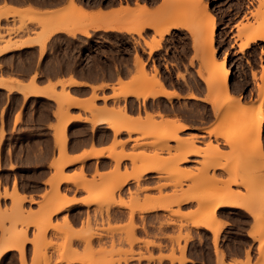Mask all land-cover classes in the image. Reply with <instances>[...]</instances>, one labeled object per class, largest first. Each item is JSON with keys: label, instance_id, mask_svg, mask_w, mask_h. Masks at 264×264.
<instances>
[{"label": "crops", "instance_id": "crops-1", "mask_svg": "<svg viewBox=\"0 0 264 264\" xmlns=\"http://www.w3.org/2000/svg\"><path fill=\"white\" fill-rule=\"evenodd\" d=\"M31 1L0 0V10L2 11L5 5V8L11 6L18 10L32 7L40 12L61 10L67 6V0ZM204 1L208 2L207 9L214 15V48L217 51L218 59H222L225 53L227 54L226 65H229L231 69L229 90L237 98L241 95L242 90L237 86L234 75L235 68L239 64L246 67L248 81L250 85H254L255 81L251 71L257 70L258 72L260 65L263 64L260 50H257L255 55L254 49L262 39H257L240 50L239 39L236 38V25L243 19L245 13L248 14L249 10L244 9L240 12L238 8H234L233 0ZM77 2V5L93 14L92 18L95 23H93V28L86 22L82 23L83 26L85 23L87 24L85 26L90 29V31L87 29L88 33L81 30L72 34L66 30H59L53 32L45 40L43 48L35 41L36 43L30 42L28 45L25 44L0 53V76L9 77L8 81L3 82L5 85L3 83L0 85V92L3 94V101L0 104V129L2 127L4 131L0 142L1 209L10 206L11 198L6 194L12 193L14 187L18 194L20 193L19 195H24L25 209L30 208L32 211H36L39 208V202L42 201L43 195L50 190L49 181L57 172L52 166L57 162L59 155L53 134L54 127L60 121L67 120L64 146L66 152L64 154L66 159L71 160L70 162L67 160L62 171L69 175L83 167L84 171L86 170L90 175L95 166L100 171H107L112 165L111 157L107 155V152L112 148L116 130L113 129L115 130L113 131L108 124L95 121L103 117V119L109 118L112 109L123 107L121 109L123 111L125 109L124 112L127 116L130 115L132 118L137 117L138 114L144 117L146 112L152 114L157 120L164 117L175 118L187 126L179 131L184 136L197 134L208 138V129L210 130L217 119V114L213 112V103L208 101L211 96L207 86L197 75L201 61L200 51L195 46L196 44L194 45L196 38L191 27L189 25H174L162 36H159L155 34L153 25L150 26L148 22L150 15L158 12L165 5L164 0H110L104 4L97 0H77ZM136 2L147 8L142 20L144 22V19L147 18L148 25L147 22H144L146 25L142 26L140 35L128 30L129 28L125 24H130V21L123 16L118 18L120 21L115 22L116 19H112L114 23H112L113 21L107 22L106 19L111 16L120 15L117 13L121 5L133 8L136 7ZM98 9L104 12L103 16L106 14V17L102 18L106 22H100L99 18L95 20ZM249 9H251L250 6ZM108 13L110 14L108 15ZM18 25L19 20H14L11 16L0 17V33L4 34L5 38L12 35V40H22L28 36L34 38L41 32L38 25L29 22L24 30L11 32L8 36L7 29ZM154 39H160V45L150 51L146 41L155 43ZM2 44L4 43L1 42L0 45L2 46ZM136 54L142 57L148 74L153 73L154 63L158 68V82L162 84V88L158 89V93H153L154 96L147 91L144 93L145 90H142V93L146 94V98H144L142 95L136 96L132 93L133 90H130L133 89V85L129 81L136 70L134 64ZM250 85L245 90L247 95L252 94ZM9 87L11 88L9 89ZM122 88L129 90L126 91V94L118 95ZM156 90L154 92H157ZM190 93H193L195 97H191ZM245 93L243 92L241 102L248 101L244 98ZM154 101H162L165 107H154ZM187 101L208 105L209 113L204 120H198L190 114L181 112L182 104ZM89 107L93 109L90 110ZM93 116H96L95 119ZM130 116L127 118L130 119ZM114 118L112 120L117 122L115 120L117 117ZM40 119L43 121L42 124L38 123ZM46 134L49 139L45 137ZM124 134L126 138L127 132ZM171 144L173 145L174 142ZM130 145H127V150L130 149ZM198 145L203 146L202 143ZM220 149L228 151V146L221 144ZM100 150L104 152V155H90ZM86 154L87 156L81 161V158ZM189 159L186 167H193L195 161L200 160V156L192 155ZM26 169L30 170V173L23 172ZM4 171L9 172V177L4 175ZM63 172L62 174H64ZM216 173L222 178L225 177L219 170ZM141 177L139 183L146 186V192L151 195L158 193L154 189L155 185L166 183L165 179L159 178L154 172H146ZM179 183H183V187L186 188L189 181L182 180ZM128 185L135 187L136 181L131 180L126 187ZM59 189L61 193H65L69 198L73 196L76 200H80L85 195L84 191L77 189L74 182L61 181ZM177 190L176 185L162 187L163 193H177ZM192 205L190 208L194 207V203ZM188 206L191 204H187ZM81 207V203H75L69 208V216L76 214V211ZM223 209L225 207L219 208L220 211ZM236 210L247 216V222L240 224L235 223L233 219L221 218L227 222L220 231L218 242V249L222 251L223 257L221 258L219 253L215 252L212 233L209 232V248L205 246L203 249H196L191 239L185 250L183 264H220V258L221 261L224 260L225 264H246L248 262L247 255L250 257L249 264L259 262V242L253 240L249 234L253 226V218L242 207H237ZM63 214L64 212H60L57 215L62 217ZM4 224L7 225L8 222ZM28 231L31 237L33 228L29 227ZM233 232L239 233L243 240H233L231 238ZM140 237L148 238L142 231ZM4 243H7L6 235L0 227V247ZM29 247L31 246L29 245ZM142 250L146 253L144 248ZM157 253L158 250L155 254ZM176 255H179L178 251H176ZM130 264H138V262ZM143 264L147 263L143 262ZM174 264H179V262L175 261Z\"/></svg>", "mask_w": 264, "mask_h": 264}, {"label": "rangeland", "instance_id": "rangeland-1", "mask_svg": "<svg viewBox=\"0 0 264 264\" xmlns=\"http://www.w3.org/2000/svg\"><path fill=\"white\" fill-rule=\"evenodd\" d=\"M174 1L171 0V3L166 1L165 5L168 3V6H163L164 8L162 7L158 12L150 15V18H153L151 20H156L157 26H159L160 23H162L161 25H164V22L167 25V22L173 23L177 20L181 22L184 21L183 24H186L187 22V25L191 27L193 34L197 31H195V29H198L197 27L199 25H203L204 28L202 32H204V34L205 32L207 33L202 15L205 11H208V5L206 6L207 10L202 7L203 0ZM260 1L233 0L234 8H238L240 12L244 9L249 10L248 14L245 13L243 19L236 25V38L239 39V43L252 33L264 34V0ZM169 6L171 7L167 9ZM249 6L251 9H249ZM194 9H196V11ZM63 10L69 12L71 11V8L65 6L63 7ZM172 13L175 15H172ZM198 13H202L199 18ZM34 15L35 14L33 13H26L23 17L24 19H20L16 13L12 14L10 11L2 13V15L0 13V17L8 18L11 16L14 20H19L18 26L9 28L7 31L15 32L24 30L27 23L33 22L41 28V32L38 33L39 37H44L47 26L44 28V23L42 24V22L40 23V21L38 22V20H35L34 18L32 19L31 17ZM143 16L144 15L142 14L141 17ZM170 16L171 18L173 16V20ZM115 17L119 18L120 15L112 16V18ZM124 17L129 21L128 14ZM87 21H90V19ZM178 21L175 23L179 24ZM158 22L160 23L158 24ZM154 26L156 27V25ZM156 29L154 30L155 34L159 31H156ZM4 41L5 35L0 33V43H4ZM135 42L139 43L138 41ZM213 43L214 39L212 42V45L214 46ZM41 47L43 48L44 44L41 45ZM257 50H260V54L263 56V64L260 65V70L258 72L257 70L251 71L252 78L255 81L254 85H250L248 81L247 68L240 64L236 66L234 75L236 77L238 88L242 90L241 95L237 98L232 95V98L227 100L226 104H222L224 109L220 114H217V119L210 128H213V131L211 134L208 132V138L196 136L197 134L185 135L186 137L195 135L198 139L196 144H203L201 148H203L204 152L202 151L198 154L200 160L195 161L193 167H186L189 160L186 162H179L178 158L180 154L177 153V155H173V152L176 153L173 147L170 149L165 148L166 145H170L172 142L175 144V141H172L171 139H163L162 141L160 140L159 143L157 142L152 145L146 143V141L154 140L160 135L158 132H154L157 134L155 135L152 133V135L151 133L149 134L148 131H152V128L154 127V131H157L156 127H158V129L161 128L160 121L155 119L152 114L146 112L144 117L138 114L136 118H130L133 120L139 119L137 121L134 120V128L129 131L125 129V131H123V129H120L118 130L119 132H116L117 135H114L113 146L111 148V150L114 151L113 157L111 156L112 165L107 171H100L99 168L95 166L94 171L89 175L86 170V173H83V168H80L87 178L85 177L86 181L84 182V180L82 181L81 179V175L77 174L79 176V181L76 180L77 184L74 182L75 185H77V189L84 191L85 194L87 192H96L97 195H100V198L97 201L84 205L82 204V207L76 211V214L71 216L72 218L69 217V207L66 208L67 204L62 206L60 210L61 212H64L62 217L57 215L60 213L59 211L55 212L56 214L52 213L54 211L53 209H55L54 207L58 205L55 206L57 199H61V197L63 198L64 194L60 192V189L56 190L54 184L49 183L50 190L43 195L42 201L39 202V208L36 212L32 211L30 208L25 209L23 205L24 199H22L21 203L20 201L18 202V199H15L16 196L13 192L14 190L17 191V189L14 187L12 193L6 194L11 198L10 206H5L6 208L4 207L3 209L0 208V227L6 235L7 243H23V249L22 251L17 249L16 251L15 248L6 250L0 255V264H130L134 262H138V264H143V262H146L147 264H174L175 261H178L180 264V260L183 261V259H185V250L191 239L193 246L196 249H203L205 246H208L209 248V232L211 231L203 226H193L190 223L191 217L201 216L208 211L210 209L207 202L209 199L229 192H232L235 197H238L241 202L250 207L253 213L250 214L251 216L253 215V226L249 231V234L253 240H257L259 243L262 241L264 243V119L261 123L260 130L257 131L255 122L257 121L259 114L254 113L256 108L252 109V113L246 112L245 110L243 111L242 109L239 110L238 108V101H240V104L244 103L243 105L252 107L261 105L264 114V95L261 93V90L263 89L260 88V84L263 85L262 88H264V39L260 41L259 44H256L254 49L255 55ZM215 55L216 58H218L217 51ZM224 56H226V64L227 54L225 53ZM142 63L143 67H141ZM134 64L136 70L129 81L133 85V90L139 89L137 90L139 93L142 92L140 90L150 91V88L152 90L153 87L158 84V68L156 67V64L154 63L153 73L151 74H148L145 70V63L143 62L142 57L138 54H136ZM206 73V67H204L202 60L197 69V75L209 88L208 82L206 83L205 79H202ZM140 76L141 78L144 77L142 83L139 81L141 79ZM181 76H183V74H181ZM223 79V77H218V83L214 89L215 93L218 94L215 95L220 97L218 98L220 102L224 99V96L222 95L224 87L221 85ZM249 85L252 88L251 95L245 93V90ZM208 91L213 95V92L210 91V89ZM243 92L245 93L244 98L248 99V101L241 103ZM133 93L136 96L138 94L137 92ZM120 94L121 93L118 92V95ZM141 95L142 94H139L138 96ZM2 101L3 94L0 92V104ZM219 101H217V103ZM183 104L181 106V112L190 114V116H193L198 120H204L209 113V107L206 103L187 101ZM214 104L213 107L217 106ZM153 106L163 108L165 107V104L162 101H154ZM91 108L92 107H89L88 109ZM118 109L119 108H117V110ZM120 112L123 113L121 109ZM112 113L113 111L111 112V115ZM115 113L118 114L117 112ZM149 114L150 116H148ZM120 115L122 114L120 113ZM123 117L119 116V118L117 117V122H113L122 123L125 118ZM148 119L150 120L149 122ZM141 120L142 122L145 120L148 123H137ZM42 122L41 119L38 121L39 124H42ZM126 122L131 123L132 120ZM150 122L152 124L155 123V126H149ZM62 123L63 121H60L56 127H60ZM135 127L141 129L136 130ZM54 129H56L53 134L55 139L63 136H61L62 130L60 132V128L54 127ZM143 131L145 134H143ZM124 132H127L128 134L126 138ZM160 132L161 134L165 133L163 130H160ZM179 134L180 133L178 132V135ZM3 135L4 131L1 127L0 142ZM180 136L183 137L184 135L180 134ZM45 137L49 139L47 134ZM199 139H202V141H199ZM59 140L60 139L56 140V147L59 152L57 161L65 155V152L58 148ZM60 141L63 142V146H65L66 138L64 141ZM259 141L261 145L259 144ZM214 143L217 144V146H215ZM47 144L49 145V143ZM129 144H131L130 149L127 150V145ZM221 144L228 146V151L221 150ZM261 152L263 154H261ZM125 153L127 154L126 158L123 157V154L125 155ZM117 156H122L123 158L119 159L118 157L117 159ZM202 162L205 164H201ZM149 164H154L158 167V170L152 172H154L159 178L166 180V183L154 186V189L158 191L155 195L148 194L146 192L147 187L141 185L139 181L137 183V181L132 178L133 175L140 172L143 167ZM54 165H52L53 168ZM80 169L78 172H80ZM56 170L58 171V175H64L62 174L63 168L60 171L58 169ZM217 170L223 173L225 177L222 178L221 176H218L216 173ZM23 172L27 174L30 173V170L26 169L23 170ZM3 173L6 177H9L10 175L8 171H4ZM126 175H129L127 181L117 188L116 185L119 184ZM55 180L56 179L51 182H54ZM131 180L136 181V186L132 187L131 185H128V187H126L127 183ZM182 180L189 181L186 188L183 187V183H179V181ZM85 185L88 186V190L83 188ZM168 185H176L178 188L177 193H163L162 187ZM1 195L2 194H0V196ZM60 195L62 196L59 197ZM187 196L193 199L182 203L179 201L180 198ZM118 198L121 200L123 199V201L128 204H125L126 206H124L114 203ZM196 198H198V201ZM159 203L162 205L155 209H143L149 205ZM192 203H194V207L190 208L193 206ZM187 204H191V206L187 207ZM236 208L237 207H225L222 211H217V216L220 220H222L221 218H229L233 219L235 223H246L247 216L242 212H238ZM130 209L132 211L134 210L132 213V222L130 220L131 218L129 219L131 213ZM108 213L109 216L106 215ZM113 214L114 217H112ZM115 215L118 218H116ZM110 217H112V219ZM43 218L44 220L42 221ZM68 218H71L70 223H68ZM38 221H41V223ZM5 222H8V224L5 225ZM29 227L33 228L31 237L29 236ZM193 229H196V231H193ZM141 231L144 235H147L148 238L140 237ZM220 231L215 241L212 236V243L215 252L223 257L222 251L218 249ZM231 235L233 240H243V237L239 233L233 232ZM12 237H14V240ZM181 242L183 243L181 244ZM29 245L31 247H29ZM260 245L261 243L258 247L259 262L257 264H264V255L261 254L259 250ZM142 248L145 249L146 253ZM157 250L158 253L155 254ZM176 251L179 252V255H176ZM249 260L250 257L247 255V264H249Z\"/></svg>", "mask_w": 264, "mask_h": 264}, {"label": "bare ground", "instance_id": "bare-ground-1", "mask_svg": "<svg viewBox=\"0 0 264 264\" xmlns=\"http://www.w3.org/2000/svg\"><path fill=\"white\" fill-rule=\"evenodd\" d=\"M12 1V0H11ZM14 1V0H13ZM38 1V0H37ZM45 1V0H44ZM47 1H49V0H47ZM57 1V0H56ZM82 1V0H81ZM165 1V0H164ZM167 2H170L171 0H166ZM165 1V2H166ZM174 1V0H173ZM253 1V0H252ZM260 0H258V2H259ZM262 1V0H261ZM260 1V2H261ZM18 2V1H17ZM22 2V1H21ZM31 2H33V0L31 1ZM51 2V1H50ZM49 2V3H50ZM54 2V1H53ZM126 2V1H125ZM175 2V1H174ZM203 2V6L202 7H204L205 9H206V6L208 5V2H206V1H202ZM254 2H255V0H254ZM257 2V1H256ZM4 3H6V2H4ZM77 0H67V6H68V8H71V11H69V12H67V11H64L63 10V8H62V10H49V11H43V12H40V11H38V10H36V9H34V8H32V7H27V8H25V9H20V10H18V9H15L14 7H11V6H7L8 8H5V6H4V8L6 9H2L3 10V12L1 11L0 13H1V15H2V13H7V12H12V14L14 13H16V15H18L19 16V18L20 19H22L24 16H25V14L26 13H33V14H35L34 16H32L31 18L33 19H35V20H38V22L40 21V23L42 22V24L44 25V28L47 26V28H46V34H45V36L44 37H39V34L38 35H35L34 36V38H33V36L32 37H26V39L24 38V39H20V40H12L11 39V36H10V34H11V32L12 31H7V33L9 34V36L10 37H8V38H5V41H4V44H2V46L0 47V53H2V52H4L5 53V51H8V50H10V49H13V48H17V47H20V46H24L25 44H27L28 45V43L30 44V42H38L40 45H43L44 44V41H45V39H47L53 32H56V31H59V30H66V31H69V32H72V34L75 32V31H81L82 30V32L83 31H85V32H87L88 33V30L87 29H89L87 26H85V25H89V26H91V28H93L94 27V25L92 24L94 21V19L92 18L93 16V14L92 13H90L88 10H85V8H81L79 5H77ZM171 3V2H170ZM176 3V2H175ZM252 3V2H251ZM42 4V3H41ZM45 4H46V2H45ZM48 4V3H47ZM136 7H130V6H128V5H125V6H123V5H121L120 6V8L118 9V13L117 14H120V16H126V14H128V17H129V23L130 24H125V26L127 27V28H129L128 30H131L132 32H136L138 35H140L141 34V29H142V26L144 27V25H148V22H149V24H150V26H152L153 25V28L155 27L154 25H156V27H155V29H156V31L157 30H159V31H157L156 33L157 34H159L160 36H162L165 32H167L168 30H169V28L171 27V26H174V25H179V24H182V25H187V22H186V20H185V22H186V24H183V22L184 21H178L179 22V24L178 23H175V22H177V21H175V22H173V21H170V22H173V23H168L167 22V25L165 24V22H164V25H161L162 23H160V22H158V24L160 23V25L159 26H157V21L155 20H150V19H153V18H150V19H148V22H147V18H145L144 19V22L146 23H144L143 22V17H141L142 16V14H145L146 13V10H147V8H146V6L145 5H139V3L138 2H136ZM168 3H166V5H164V6H168L167 5ZM161 7V6H160ZM171 6H169V7H167V9L168 8H170ZM164 8V7H163ZM166 8V7H165ZM1 9V8H0ZM160 9H162V7L160 8ZM172 9V8H171ZM195 11H196V9H194ZM207 10V9H206ZM205 11V10H204ZM211 12V11H210ZM209 12V10L208 11H205L204 13H203V19H204V24L206 25V31H207V33L205 32V34H204V32H202L203 31V25H199L197 28L198 29H195V31L196 32H194V36H195V41L196 42H194V45L195 46H197V48L199 49V51H200V59H201V62H202V60H203V64H204V67H206V71H207V73L205 74V76H203L202 77V79L204 78L205 79V82L207 83L208 82V86H209V88H208V90L210 89V91H212L213 92V95H211L210 94V96H211V99H209L208 101H212V103L214 104V105H217V106H214V110H213V112H214V114H220L222 111H223V109H224V104L223 103H225L226 104V102H227V100H229V99H231L232 98V94H231V92H230V90H229V79H230V74H231V69H230V67H229V65H226L225 64V57L226 56H224L222 59H218V58H216V49L214 48V46L212 45V42H213V35H214V29H215V23H214V15L212 14V13H210ZM114 13V12H113ZM151 13V12H150ZM110 13H108V15H109ZM202 14V13H201ZM201 14H199L198 13V18L199 17H201ZM4 15H6V14H4ZM98 15H100L99 17H98ZM98 15L96 16V19L95 20H97V18H99V19H101L100 20V22H106V20H107V22H111V21H113V20H115V22L116 21H120V20H118V18H108V19H103L102 20V18H105L106 17V14H105V16H103L104 15V12L101 10V9H98ZM112 15V14H111ZM172 15H175V14H173L172 13ZM196 15V14H195ZM200 15V16H199ZM89 18H88V17ZM102 16V17H101ZM197 17V16H196ZM120 18H122V17H120ZM170 18H171V16H170ZM172 18H173V16H172ZM171 18V19H172ZM24 19V18H23ZM88 20V19H90V21H86V20ZM98 19V20H99ZM113 19V20H112ZM83 20H85V21H83ZM122 20V19H121ZM126 20V19H125ZM124 20V21H125ZM146 20V21H145ZM173 20V19H172ZM127 21V20H126ZM125 21V22H126ZM151 21V22H150ZM83 22H86L85 23V27L82 25V23ZM92 22V23H91ZM97 22V21H96ZM99 22V23H100ZM181 22V23H180ZM46 23V24H45ZM48 23V24H47ZM98 23V22H97ZM112 23H114V21L112 22ZM127 23V22H126ZM41 24V25H42ZM95 24V23H94ZM152 24V25H151ZM170 24V25H169ZM42 25V26H43ZM97 25V24H96ZM129 25V26H128ZM81 26V27H80ZM84 28H83V27ZM111 26H113V25H111ZM124 26V25H123ZM124 26V27H125ZM163 26V27H162ZM166 26V27H165ZM159 27V28H158ZM163 28V29H161V28ZM96 28V27H95ZM94 28V29H95ZM104 28V27H103ZM112 28V27H111ZM123 28V27H122ZM127 28H126V31H127ZM154 29V30H155ZM89 31H90V29H89ZM130 31V32H131ZM205 31V30H204ZM76 33V32H75ZM86 33V34H87ZM203 34V35H202ZM257 39H264V34H256V33H252V34H250V35H248L247 37H246V39H244L243 41H241V43H239L240 44V50L241 49H243V48H245V47H247L250 43H252V42H254L255 40H257ZM3 40V39H2ZM154 41H156L155 39H154ZM160 39H158V41H156L155 43H149V42H147L146 41V45L150 48V51L151 50H153V49H155V48H157L160 44ZM35 42V43H36ZM138 45V44H137ZM42 48V47H41ZM141 63V62H140ZM141 67H143V63L141 64ZM200 72H201V70H200ZM136 75V74H135ZM143 75V74H142ZM146 75H147V73H146ZM144 76V75H143ZM223 77L224 79H223V81L221 82V85L224 87V89H223V91H222V95L224 96V99H223V101H219V99L218 98H220L219 96L217 97L216 95H218V94H216L215 93V91H214V89L216 88V85H217V83H218V77ZM146 77V76H145ZM140 78H141V76H140ZM139 78V79H140ZM144 78V77H143ZM143 78H141L140 80L139 79H137V80H139V81H141V83L143 82ZM8 79H9V77L8 78H3V77H1L0 76V85H3L4 83L3 82H5V81H8ZM12 79V78H11ZM10 79V80H11ZM220 79V78H219ZM132 80H133V78H132ZM145 80V79H144ZM13 81V80H12ZM135 81V80H134ZM17 82V81H16ZM1 83H3V84H1ZM19 83V82H18ZM145 83V82H144ZM143 83V84H144ZM8 84V83H7ZM148 84V83H147ZM259 84V83H258ZM5 85V84H4ZM29 85V84H28ZM27 85V86H28ZM145 85V84H144ZM157 85H159L158 86V88L156 87ZM156 86H154L153 87V89L151 90V88H150V91H148L147 89V91L149 92V94L150 95H153L154 96V94L155 93H158L159 92V90L162 88V84L160 83V82H158V84H157ZM211 85V86H210ZM8 86H10V85H8ZM8 86H6V87H8ZM24 86V85H23ZM149 86V85H148ZM148 86H146V87H148ZM31 87V86H30ZM123 87V86H122ZM211 87V88H210ZM263 87V85H261L260 84V88L261 89H263V90H261V93H262V95H264V88H262ZM11 87H9V89H10ZM125 88H127V87H125ZM123 89V90H122ZM122 89H120L119 90V92L120 93H123V94H126L127 92L126 91H128L129 89H124V88H122ZM157 89V90H156ZM159 89V90H158ZM130 90H133V89H130ZM137 90H139V89H137ZM137 90H133V92H137L138 94H137V96L139 95V94H142V97H144V98H146L145 97V95L146 94H144L146 91H144V93H142V92H140L139 93V91H137ZM157 91V92H154V91ZM140 91H142V90H140ZM29 92V91H28ZM53 92V91H52ZM55 92V91H54ZM132 92V93H133ZM154 94H153V93ZM211 92V93H212ZM62 94H64L63 92H61ZM130 93V92H129ZM152 93V94H151ZM54 94V93H53ZM216 94V95H215ZM68 95V94H67ZM66 95V96H67ZM157 95V94H156ZM191 97H195V95L193 94V93H190L189 94ZM69 96V95H68ZM61 97H63V96H61ZM234 97V96H233ZM69 98V97H68ZM138 98V97H137ZM208 99V98H207ZM218 99V100H217ZM66 101V100H65ZM67 101H70V100H67ZM71 101H72V99H71ZM217 101H219L218 103H217ZM240 101H238V108H239V110L240 109H242L243 111L245 110L246 112H251L252 111V109L253 108H256V110L254 111V113H257V114H259V116H258V119H257V121L255 122V126L257 127L256 128V130L257 131H259L260 130V126H261V123H262V121H263V119H264V114H263V109H262V106L261 105H256L255 107H252V106H248V105H243L244 103L243 102H241V103H243V104H240L239 103ZM133 104V103H132ZM218 104H220V105H218ZM223 104V105H222ZM131 105V104H130ZM184 105V104H183ZM135 106V105H134ZM157 106H160V105H157ZM130 107V106H129ZM96 108V107H95ZM121 108H123V107H120L118 110L116 109V111H115V109L113 110L112 109V111H113V113H114V115L115 116H117L118 118H119V116H124L125 118H126V120H125V118H124V121H122V123L120 122H118V123H114L113 122V120H112V118H114L115 116L113 115V113H112V115L111 114H109V115H111V116H109V118L107 117V119H103V118H101V119H97V120H95L96 121V123L97 122H99V123H105V124H108L111 128H112V130L113 129H115V130H113V131H115V132H117L118 130H120V129H123V131H125V130H127V131H129L130 129H132V128H134L133 126L135 125V122H134V120L135 121H137V120H139V119H129V118H127V117H129V116H127V114H126V112H124V111H126L125 109H124V111L121 109ZM152 108V107H151ZM183 108V107H182ZM93 108H91L90 110H92ZM120 109H121V111H123V113L122 112H120ZM188 110V109H187ZM117 112L118 114H116L115 112ZM122 114V115H120V113ZM252 113V112H251ZM126 114V115H125ZM112 116H114V117H112ZM148 116H150V114L148 115ZM94 117H96V116H93V118ZM152 117V116H151ZM99 118V117H98ZM116 118V117H115ZM114 118V119H115ZM130 118H132L131 116H130ZM136 118V117H135ZM141 118V117H140ZM95 119V118H94ZM127 119H129V120H127ZM142 119V118H141ZM151 119V118H150ZM154 119V118H153ZM115 120H117V119H115ZM119 120V119H118ZM130 120H132V122L131 123H128V122H126V121H129L130 122ZM146 120H147V118H146ZM66 119H65V122H63L62 123V125L60 126V127H56L55 126V128H60V132H61V130H62V132H63V134H62V132H61V136L65 139L66 138V136H65V124H66ZM120 121H121V119H120ZM150 120L148 119V122H149ZM158 121H160V126H161V128L160 129H158V127H156L157 128V131H154V128H152V131H148V133L150 134H152V133H154V132H158L160 135H158V137H156L155 139H154V137H153V139L154 140H149V141H146V143L149 145H152V144H154V143H159V141L161 140H163V139H171L172 141H175L176 143L175 144H173L172 146H171V144L170 145H166V149H170V148H174L175 149V151H176V153H174L173 152V155H177V153L178 154H180V156H179V158H178V161L179 162H186V161H188V160H190L189 159V157H191L192 155H198L199 153H201L202 151H203V148H201L202 146H199V145H197L196 144V141H198V139H197V137L196 136H198V135H192V136H190V137H186V136H183V137H181L180 136V134L178 135V132L179 131H181V130H183L184 128H186L187 126L185 125V124H183V123H181V121H178L177 119H170V118H160ZM144 123L146 122V123H148L147 121H143ZM143 122H142V120L141 121H139V122H137V123H142L143 124ZM152 122V121H151ZM150 122V124H149V126L150 125H154L155 126V123H151ZM156 123H157V121H156ZM128 124V125H127ZM129 124H130V126H131V128H130V126H129ZM132 124V125H131ZM58 126V125H57ZM128 126H129V128H128ZM153 127V126H152ZM125 129V130H124ZM135 129L136 130H138V129H141V128H139V127H135ZM54 130H56V129H54ZM57 130H59V129H57ZM159 130V131H158ZM160 130H163V131H165V133L164 134H161V132H160ZM145 131V130H144ZM144 131H143V134H145L144 133ZM212 131H213V128L212 129H208V132H209V134H211L212 133ZM55 132V131H54ZM119 132V131H118ZM59 133V132H58ZM129 133V132H128ZM56 134V133H55ZM147 134V133H146ZM155 135L157 134V133H154ZM58 135V134H57ZM117 135V134H116ZM153 135V134H152ZM62 137H57L56 138V140L57 139H60V140H62V141H64V139L62 138ZM260 139V138H259ZM58 141V143L60 144H58V148H59V150H62V151H64V146H63V142H61V141ZM261 140V139H260ZM57 142V141H56ZM126 142V141H125ZM262 142V141H261ZM215 144V143H214ZM259 144H260V141H259ZM261 145V144H260ZM113 146V145H112ZM165 146V145H164ZM215 146H217V144H215ZM205 150V149H204ZM262 151V150H261ZM64 152H66V151H64ZM113 150H111V149H109V151L106 153L107 155H109L110 157L112 156L113 157ZM204 152V151H203ZM63 153V152H62ZM104 152H102L101 150L100 151H95L94 153H92V154H90V155H93V156H100V155H102ZM88 154V155H89ZM114 154H117V153H114ZM261 154H263L262 152H261ZM104 155V154H103ZM127 154L125 153V155L123 154V157L124 158H126L127 156H126ZM65 156V155H64ZM64 156H62L61 157V159H59V161H57V162H55V165H54V168H55V170L56 169H58L59 171L64 167V165L69 161H71L70 159L68 160V158L66 159ZM87 156V154L86 155H84L83 156V158H81V161H83L84 160V158ZM263 156V155H262ZM118 157L119 156H117L116 158L118 159ZM122 156H120L119 157V159L120 158H123ZM68 160V161H67ZM80 161V160H79ZM204 162V161H203ZM201 163V164H205V163ZM206 163H207V161H206ZM154 164H156V163H154ZM154 164H149V165H146L145 167H143L141 170H140V172H138L137 174H135V175H133L132 176V178L134 179V180H136L137 181V183H138V181H139V179H141L142 177H141V175L142 174H144V173H146V172H152V171H156V170H158V167H156ZM119 165V164H118ZM215 167V166H214ZM81 168V167H80ZM83 168V167H82ZM199 169H200V167H199ZM79 171V170H78ZM78 171H75L76 173H74L73 174V172L71 173V174H69V175H66L63 171V173H64V175L63 176H60V175H58L57 174V172H56V174H55V176L53 177V179H56L54 182H51V181H53V179H51L50 181H49V183L51 184H54L55 185V189L57 190V189H59L58 188V185H59V183L62 181H66V182H75L76 184H77V182H76V180L77 181H79V176L78 175H81V179H82V181L84 180V182L86 181V178H87V176H85L83 173H86L85 171H84V169H83V171H81V169H80V172H78ZM83 172V173H82ZM198 173V172H197ZM78 174V175H77ZM98 174V173H97ZM71 175V176H70ZM76 175H77V178H76ZM99 175H101V174H99ZM195 175H197V174H195ZM92 176V175H91ZM58 177V178H57ZM86 177V178H85ZM128 177H129V175H126L120 182H119V184H117L116 186H117V188H118V186L120 187L122 184H124L126 181H127V179H128ZM89 178V177H88ZM88 180V179H87ZM74 183V184H75ZM234 183H236V182H234ZM77 186V185H76ZM86 187V188H85ZM85 187H83L85 190L87 189L88 190V186L87 185H85ZM146 187V186H145ZM15 192V193H14ZM14 192H13V194H15V196H16V198L15 199H18V202L20 201V203L22 202V199H25V197H24V195H19L18 194V192L16 191V190H14ZM65 194V193H64ZM63 194V198L61 197L62 195H60L59 197H61V199H57V201H56V203H55V206L56 207H54L55 209H53L54 211L52 212V213H55V212H61L60 210H61V208H62V206H64L65 204H67L66 205V208L67 207H71V206H73L75 203H81V204H88V203H90V202H94V201H97L99 198H100V195H97V193L96 192H87L84 196H83V198H81L80 200H76L73 196H72V198L70 197H68L67 195H64ZM68 197V198H66V197ZM160 198V197H159ZM167 198V197H166ZM193 199V198H192ZM190 197H182V198H180V202L182 203V202H187V201H190V200H192ZM198 198H196V200H197ZM240 199H238V197H235L234 196V194L232 193V192H229V193H227V194H222V195H219V196H217V197H213V198H211V199H209L207 202H208V204H209V206H210V209L208 210V211H206L204 214H202L201 216L199 215V216H195V217H191V219H190V223L193 225V226H195V227H200V226H203V227H205L206 229H208L209 231H211L212 232V236H213V238H214V241L217 239V235H218V233H219V231L221 230V228L226 224L225 222L226 221H222V220H220L219 218H218V216H217V211H220L219 210V208H221V207H242V208H244L248 213H252V210L250 209V207L247 205V204H245V203H243V202H241V200L239 201ZM198 201V200H197ZM114 203H116V204H118V205H124V206H126L125 204H128V203H126V202H124L123 201V199L121 200L120 198H118V200H116V201H114ZM160 205H162L161 203H159V204H153V205H149L148 207H145V208H143V209H145V210H151V209H155V208H157V207H159ZM128 206V205H127ZM130 207V206H129ZM6 208V207H5ZM161 208H163V207H161ZM64 210V209H63ZM141 210V209H140ZM130 211H131V213H130V217H129V219L131 220V222H132V216H133V211L130 209ZM36 212V211H35ZM34 212V213H35ZM175 213V212H174ZM177 213V212H176ZM56 214V213H55ZM95 214H96V212H95ZM115 214V213H114ZM114 214L112 215V217H114ZM253 214V213H252ZM107 216H109V213L108 214H106ZM118 215V214H117ZM120 215V214H119ZM189 215V214H188ZM107 216H106V219H107ZM253 216V215H252ZM67 217V216H66ZM70 217V216H69ZM112 217H110L111 219H112ZM115 217L116 218H118L116 215H115ZM71 219V218H70ZM70 219L68 218V223H70ZM39 220V219H38ZM44 220V218L42 219V221ZM39 223H41V221H38ZM38 222H35V223H38ZM67 222V221H66ZM3 238V237H2ZM14 237H12V239H13ZM10 239V238H9ZM14 240V239H13ZM261 243V245H260V252H261V254H263L264 255V252H263V249H264V243L261 241L260 242ZM259 243V244H260ZM11 248H15V249H17V250H19V251H22V249H23V243H19V244H13V243H4L3 244V246L2 247H0V255L3 253V252H5L6 250H8V249H11ZM221 256V255H220ZM185 257V256H184ZM222 257V256H221ZM261 259V258H260ZM221 258H220V264H224L223 263V261L221 262ZM183 261H185V259H183ZM183 261L182 260H180V264H182L183 263ZM262 261V260H261ZM242 264V263H241ZM247 264V263H246Z\"/></svg>", "mask_w": 264, "mask_h": 264}, {"label": "flooded vegetation", "instance_id": "flooded-vegetation-1", "mask_svg": "<svg viewBox=\"0 0 264 264\" xmlns=\"http://www.w3.org/2000/svg\"><path fill=\"white\" fill-rule=\"evenodd\" d=\"M84 1H89V0H84ZM110 0H97V2H100V3H107V2H109Z\"/></svg>", "mask_w": 264, "mask_h": 264}]
</instances>
